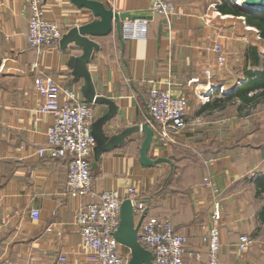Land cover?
Segmentation results:
<instances>
[{
	"label": "crops",
	"instance_id": "0c3cea01",
	"mask_svg": "<svg viewBox=\"0 0 264 264\" xmlns=\"http://www.w3.org/2000/svg\"><path fill=\"white\" fill-rule=\"evenodd\" d=\"M99 1L117 12L152 17L141 19L147 21L145 37L123 34L124 48L116 31L95 39L101 48L94 52L89 71L97 93L118 106L107 134L147 122L153 87L187 96L189 109L187 127L177 134L176 143L154 136L149 151L151 158H169L172 166L143 167L140 147L145 134L135 133L92 169L94 190L127 196L133 187L150 216L171 218L188 248L201 251L200 260L186 257L184 264H207L203 236L213 225L218 204L220 264H264V143L254 145L249 139L255 131L263 138L264 127L236 126L259 114L264 104L247 110L239 109L236 97L221 103L248 81V71L264 68L259 31L221 0H169L176 8L169 20L151 15L150 0ZM43 9L45 18L64 33L92 19L70 0H43ZM30 17L29 0H0V264H95L83 250L76 225L77 212L91 198L66 193L67 159L38 153L47 147L53 117L40 111L43 100L35 77L51 76L83 98V81L68 66L82 51L74 44L67 50L30 47ZM251 47L261 56L258 65L247 58ZM98 107L100 115L107 111ZM32 209L40 211L38 218L32 217ZM243 235L252 242L240 250ZM122 250L128 252L124 246ZM61 256L67 261L61 262Z\"/></svg>",
	"mask_w": 264,
	"mask_h": 264
},
{
	"label": "built area",
	"instance_id": "2783aa9c",
	"mask_svg": "<svg viewBox=\"0 0 264 264\" xmlns=\"http://www.w3.org/2000/svg\"><path fill=\"white\" fill-rule=\"evenodd\" d=\"M150 1L151 15H162L169 20L176 12L169 0ZM29 6L31 17L28 45L36 49L51 45L59 47L64 31L56 22L45 18L43 0H29ZM140 22L139 25L134 21L133 24L123 26L124 36L145 37L147 21ZM216 49L221 52L219 45ZM35 88L43 100L40 111L53 117L47 147L39 150V155L67 159L66 193L74 197L91 198L76 216V225L87 258L95 264H127L130 255L122 250L123 246L117 242L114 233L120 224L121 204L128 198L133 205L138 241L152 252V264H184L186 257L200 260L201 251L188 248L186 237L175 232L171 218L149 215L147 203L133 187L128 189L127 196H121L113 190H94L91 163L95 141L92 126L99 116L97 105L86 103L75 90L61 86L51 76L37 75ZM188 107L187 96L174 95L169 90L157 87L151 88L147 99V123L153 129L155 138L167 144L176 143L177 134L187 127ZM31 215L38 218L40 211L32 209ZM220 218L219 205L216 204L213 225L203 236L207 247V264H220ZM251 242L249 236L243 235L239 249H247ZM59 260L65 262L67 258L61 256Z\"/></svg>",
	"mask_w": 264,
	"mask_h": 264
},
{
	"label": "water",
	"instance_id": "95a60500",
	"mask_svg": "<svg viewBox=\"0 0 264 264\" xmlns=\"http://www.w3.org/2000/svg\"><path fill=\"white\" fill-rule=\"evenodd\" d=\"M78 9L88 11L92 19L79 26L71 27L65 32L60 40V49L67 50L70 44H74L81 49L82 54L73 56L69 60L68 66L72 70V75L83 81L81 94L86 103L97 106H105L107 111L96 118L92 126V136L95 147L92 158V169H96L102 156L114 149L125 145L133 134L143 132L145 138L140 147V164L150 168L156 165L173 162L166 157L151 158L149 151L154 139V131L145 122L135 125L112 135L107 134L106 126L115 117L118 111L117 104L110 98L97 93L95 83L92 79L88 65L95 51H99L101 46L95 40L99 37H106L116 31L117 36L124 48L125 40L123 36V24L128 20L151 19L150 15H138L130 12H117L109 5L99 0H70ZM222 3H230L235 9L248 14L264 15V1L258 3H245L238 5L231 0H221ZM117 242L129 250L130 256L127 264H152L153 254L144 248L138 241L137 227L135 223L132 201L124 199L121 204L120 224L114 233Z\"/></svg>",
	"mask_w": 264,
	"mask_h": 264
},
{
	"label": "trees",
	"instance_id": "16d2710c",
	"mask_svg": "<svg viewBox=\"0 0 264 264\" xmlns=\"http://www.w3.org/2000/svg\"><path fill=\"white\" fill-rule=\"evenodd\" d=\"M221 9L223 12L225 11L224 8ZM233 13L245 16L247 23L254 26L259 31L261 38L264 39V16L252 17L248 14H243L239 10H233ZM247 58L251 60L253 65L260 64L261 56L256 47H251L248 50ZM248 77L246 83L240 85L233 95L227 96L225 100H221V103L236 97L241 101L239 109L246 108L247 110L255 109L257 106L264 104V68L248 71ZM251 92L252 94H250Z\"/></svg>",
	"mask_w": 264,
	"mask_h": 264
},
{
	"label": "rangeland",
	"instance_id": "374dc122",
	"mask_svg": "<svg viewBox=\"0 0 264 264\" xmlns=\"http://www.w3.org/2000/svg\"><path fill=\"white\" fill-rule=\"evenodd\" d=\"M216 47H215V50L217 51ZM220 47H221V52H219V53L221 54L222 53V46H220ZM97 109H98V114L100 116V107L97 106ZM188 109H189V107H188ZM187 113H188V110H187ZM245 121H246L245 124L242 125L243 122L240 120L239 122H237L236 126L237 127L244 126L247 130H255L257 128H261L262 126L264 127V107L259 109V114H257V115L255 114L254 116H252V118L245 119ZM232 126H234V125H232ZM249 139H250V142L254 145H260L262 142L264 143V137L262 138L260 131H258V132L255 131L251 136H249ZM128 253H129V250H128Z\"/></svg>",
	"mask_w": 264,
	"mask_h": 264
},
{
	"label": "bare ground",
	"instance_id": "6f19581e",
	"mask_svg": "<svg viewBox=\"0 0 264 264\" xmlns=\"http://www.w3.org/2000/svg\"><path fill=\"white\" fill-rule=\"evenodd\" d=\"M231 1L235 4L242 5L245 3H251V4L258 3V4H260L261 1H264V0H231Z\"/></svg>",
	"mask_w": 264,
	"mask_h": 264
}]
</instances>
